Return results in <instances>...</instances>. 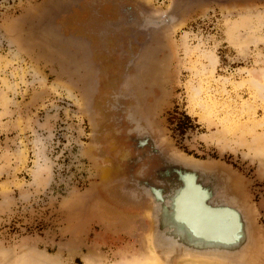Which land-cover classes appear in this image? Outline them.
<instances>
[{
    "label": "rangeland",
    "instance_id": "374dc122",
    "mask_svg": "<svg viewBox=\"0 0 264 264\" xmlns=\"http://www.w3.org/2000/svg\"><path fill=\"white\" fill-rule=\"evenodd\" d=\"M51 1L0 0V264H170L176 251L179 259L193 257L178 264H252L251 224L238 211L223 204L215 207L213 211L233 221L226 230L234 235L212 242L176 210V200L188 185L191 197L210 209L205 205L216 188L207 178L222 165L247 180L250 209L262 228L264 264V1H194L181 26L157 35L146 56L139 54L137 65L143 69L153 53L151 73L156 78L150 80L148 71L140 83L133 80L138 101L134 112L139 121L148 117L174 151L160 181L176 172L180 176L165 198L164 191L142 186L154 205L148 207L156 224L151 233L142 197L130 190L118 195L133 207L125 208L98 189L111 196L120 168L108 159L97 166L95 176L86 150L89 129L93 135L99 124L94 103L100 75L98 80L96 70L83 65L87 47H80L89 84L83 99L79 63L45 45L47 38L55 41L63 35L59 27H45L50 34L44 43L33 37V26ZM114 1L138 10L128 1L84 0L66 16L61 5L54 24L66 35L86 38L90 19L80 22V14L106 9ZM137 1L148 10L163 11L172 0ZM173 16L170 23L177 18ZM157 22L158 29L164 28ZM104 59L98 48L97 60ZM146 80L151 85L141 94ZM134 132L143 146L148 136L139 128ZM160 146L158 155L163 156ZM204 185L209 186L206 191L201 190ZM232 191L237 202H246L240 184Z\"/></svg>",
    "mask_w": 264,
    "mask_h": 264
},
{
    "label": "flooded vegetation",
    "instance_id": "af4514ba",
    "mask_svg": "<svg viewBox=\"0 0 264 264\" xmlns=\"http://www.w3.org/2000/svg\"><path fill=\"white\" fill-rule=\"evenodd\" d=\"M105 5L106 9L99 11L90 9L79 16L82 17L80 22L90 19V29L82 36L90 40L94 61L101 71V86L94 103V110L97 113L96 122L99 124L93 135L91 128L89 129L90 139L86 150L93 164L95 176L97 166L101 163L105 164L108 159L113 161V164L108 162L109 164L120 167L117 175L114 176L117 178H114L115 185L110 190L111 196L98 187L102 195L115 205L133 208L117 198L126 190L133 191L137 197H142L144 209V204L150 201L143 194L142 186L146 190L164 189L167 178L161 182L159 177L166 171V158L168 159L174 151L170 149L169 142L161 136L148 117L144 116L142 121H139L138 115L134 112L138 101L135 99L137 90L136 86L132 85L133 80L140 83L141 76L148 71L150 80L156 78V75L151 73L155 61L152 57L153 53L150 58L148 57L150 59L147 62L148 68H143L144 70L137 65L138 59L134 57L139 51L135 40L143 44L146 42V38L137 31L139 21L142 20L139 11L134 12L119 1ZM71 44L74 46L73 43ZM74 48L76 50V46ZM98 48L105 58L103 62L97 60ZM155 48L151 46V49ZM147 82L148 80L145 81L144 86L142 85L144 89L139 93H147V88L151 85ZM135 128H139L148 136L143 146L134 132ZM161 139L164 140L163 146H160ZM159 146L163 150V156L158 155ZM154 149L156 153H151ZM104 169L101 171L103 172ZM175 179L176 173L169 178V180ZM204 187L206 188V185Z\"/></svg>",
    "mask_w": 264,
    "mask_h": 264
},
{
    "label": "water",
    "instance_id": "95a60500",
    "mask_svg": "<svg viewBox=\"0 0 264 264\" xmlns=\"http://www.w3.org/2000/svg\"><path fill=\"white\" fill-rule=\"evenodd\" d=\"M69 1L70 0H52L51 1L52 5L48 9L47 13H44L41 16V18L37 21V23L33 26L32 33H33V37L35 39H37L39 41L41 39L42 42H45L43 34L39 35L38 37L36 36V34L38 33L37 31H39L40 28L45 27V23H47V20L50 19L49 17H52L53 15H55L56 11H58V9L61 5H63V4L66 5V7L64 8L66 10V14L64 16H66L72 12L73 8H78L79 4L84 0H71V2H69ZM104 1H111V0H104ZM121 1H128V2L135 3L137 6V9L139 10V14L141 16H145V17L147 16L148 17L151 14H155V15H151V16H154L155 18L166 17L170 13L175 11L179 5H182L181 19L179 20V24H177L175 26L178 28V26H181L184 23L185 17L187 15V12H188V9H189L191 3L194 1H199V0H172L167 9H165L163 11H154V12L146 9L137 0H121ZM201 1L213 2V0H201ZM227 1H230V0H227ZM259 1H264V0H259ZM72 5H74V6L71 7ZM144 22H145L144 19H142L141 25H143ZM55 26L59 27V29L61 30L60 32L63 34V36L65 38H72V39H75L79 42H84L87 44L88 56L87 55L85 56V54L83 55V61L85 63L83 65H85V66L91 65L98 72L97 78L99 80L100 68L98 67V65L95 63V61L93 59V51H92V47L90 45V42L86 38L78 37V36L71 35V34L66 35L63 32L62 26L60 24H58L57 22H55ZM139 28H141V27L139 26ZM139 31L141 33L145 34V32L142 28ZM165 32H169V31H165ZM165 32H161L158 35H162ZM144 34H140V35L145 37ZM135 43L139 46V51L134 55V57L138 59L139 54H141V52L143 50L147 49L148 46L144 45L143 43L137 42V40H135ZM67 54L69 55V57L71 56L72 59H74L75 62H77V64L79 63L78 64V69H79L78 73H79L80 78H82V80H81V92L82 93L81 94H82V98L84 99V91H86V93H87L88 89L86 87V82L84 81L86 69L84 66L81 67L82 57L74 55L72 52L71 53L67 52ZM67 54H65V55H67ZM144 54L146 55L147 53H144ZM84 84H85V87H84ZM194 160L197 162H201V163L205 162V161H200L197 159H194ZM212 162H213V164H216L215 166H218V164H220L219 161H212ZM222 167L224 169L220 168V167H215L216 169L214 171L212 168L211 178H207L209 181L212 180V186L216 188V193H214L213 199L209 200L208 204H206L205 206L210 207V209H212V210H216L217 209V208H215L216 206H219L220 204H224L229 208V210L238 211L239 215L242 218V221H244L245 223L249 222V224H251V236L253 238V243H252V250H251V252L250 251L249 252L251 253L250 255H253L252 256V264H261L262 252H263V233H262V228H261L260 224L258 223V220L256 219V221H255L252 210L250 209L251 208V202L253 204V201H252L251 194L249 193V191L247 189V180L239 171H236L235 169L231 168V166H229V165L223 166L222 165ZM176 174L177 175H176L175 180H169V179L165 180L166 186H164V189H160V190L164 191L163 194L161 193L162 198H165V196H167L170 193V186L171 185H175L176 183L179 182V177H180L179 173L176 172ZM209 174L210 173H208L207 176ZM191 179H193V178L191 177ZM237 183H238V185L239 184L241 185V192H242L241 194H243L246 202H244V201H238L237 202L236 199H238V198L234 197V192L232 191V188L234 187V185H237ZM206 188H209V186L207 185ZM201 190L206 191L205 187L202 188ZM208 192L210 194V191H208ZM250 200H251V202H250ZM144 205H145L144 211L149 215V219L152 222V227H151V222H150L149 232H152L153 230H155L156 224H154L152 221V218L150 216V210H148V207H150L152 209V207H154V205L152 202H150L149 206H148V203H145ZM255 213H256V211H255ZM256 218H257V214H256ZM151 248H152V245H151ZM153 250H154V248H153ZM156 252H158V251H156ZM180 255H181L180 252L177 253V251H176L174 253V257L171 259L170 264H178L180 262L187 261L185 259H192L193 258V257L185 258L183 256L182 258L179 259ZM246 264H251V263L248 262Z\"/></svg>",
    "mask_w": 264,
    "mask_h": 264
},
{
    "label": "bare ground",
    "instance_id": "6f19581e",
    "mask_svg": "<svg viewBox=\"0 0 264 264\" xmlns=\"http://www.w3.org/2000/svg\"><path fill=\"white\" fill-rule=\"evenodd\" d=\"M73 6L74 5H72L71 7H73ZM181 8H182V5H179L175 11L170 13L168 16L162 17V18H155L154 16L150 17L151 15H155V14H151L148 17L140 15V19H144L145 22L143 25H141V20H140L139 24L137 26V30H138L139 34H144V33H141L139 31L141 28L144 30V32H145L144 36L146 38V40H145L146 42H144V43L146 45L148 44L147 45L148 47L150 46V44H153L155 42L157 35L159 33L165 32L167 29L173 28L177 24H179V20L181 19ZM172 15H175L177 18L175 21L170 23ZM175 16H173V17H175ZM49 18H50V20L48 21V23H45V27H47V25L49 24L52 27H55V30H56L57 27L54 24V19H55L54 15L52 17H49ZM148 18H152V20H150ZM157 21L162 22L164 24V28L158 29L157 27L160 26V23ZM139 26L141 28H139ZM45 27L40 28V30L37 31L38 33L36 34L37 37L39 35L43 34L44 40H45V37H47L50 34L47 31H45ZM152 28H157V29L154 31H151ZM56 39L57 40H55V41L50 40L47 42V40H48V38H47L45 45L51 47L55 51H58L62 54H67V52H70V53L72 52L74 55L79 56L80 55L79 51H81L80 47H83L84 45L87 47L86 43L77 42L75 39H72V38H65L63 35L61 37L58 36V38L56 37ZM40 41H41V39H40ZM40 41L37 40V42H39V43H40ZM48 43H49V45H48ZM71 43H73L74 46ZM77 45L78 46L80 45V47H78ZM75 46H76V51H73V50H75V48H74ZM146 51H147V49H145L141 52V54L143 53L142 54L143 57H144V55H145L144 53H146ZM84 54H85V56L86 55L88 56V47L86 50H84L83 55ZM140 55L138 57H140ZM96 73H98V72L96 71ZM84 81L86 82V84H88L86 80H84ZM79 83H81V81H79ZM88 86H89V84H88ZM84 87H85V84H84ZM190 186L191 185H188L185 190L181 191V195L176 200V210H177V213L179 214V216L183 217L189 225H191L190 223H192L195 226V231H197L199 234L210 235L212 242H218L219 239L224 234H229L230 236L234 235V232L232 231V229L230 231L226 230V228H229L232 226L233 221L232 220L227 221L226 215H220V211H213L209 208H205V207L201 206L198 203V201L196 200V198L191 197L192 191H191ZM252 213H253L254 219L256 221V214L253 210H252ZM211 226H215V229L211 230ZM149 237L151 238V236H149ZM198 261H201V263H204V264L210 263L208 260H198ZM157 262L159 263L158 257H157ZM216 264H219V262H217Z\"/></svg>",
    "mask_w": 264,
    "mask_h": 264
}]
</instances>
